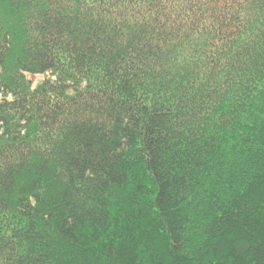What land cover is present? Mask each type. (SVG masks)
I'll return each instance as SVG.
<instances>
[{
  "label": "trees",
  "instance_id": "obj_1",
  "mask_svg": "<svg viewBox=\"0 0 264 264\" xmlns=\"http://www.w3.org/2000/svg\"><path fill=\"white\" fill-rule=\"evenodd\" d=\"M0 264H264V0H0Z\"/></svg>",
  "mask_w": 264,
  "mask_h": 264
},
{
  "label": "rangeland",
  "instance_id": "obj_2",
  "mask_svg": "<svg viewBox=\"0 0 264 264\" xmlns=\"http://www.w3.org/2000/svg\"><path fill=\"white\" fill-rule=\"evenodd\" d=\"M28 78L33 82L36 83L41 80L40 76H28Z\"/></svg>",
  "mask_w": 264,
  "mask_h": 264
}]
</instances>
